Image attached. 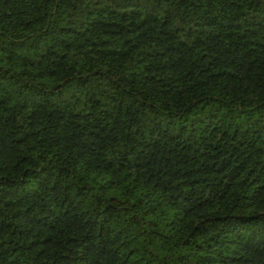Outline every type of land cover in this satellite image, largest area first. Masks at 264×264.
<instances>
[{
	"label": "trees",
	"instance_id": "1",
	"mask_svg": "<svg viewBox=\"0 0 264 264\" xmlns=\"http://www.w3.org/2000/svg\"><path fill=\"white\" fill-rule=\"evenodd\" d=\"M0 264H264V0H0Z\"/></svg>",
	"mask_w": 264,
	"mask_h": 264
}]
</instances>
